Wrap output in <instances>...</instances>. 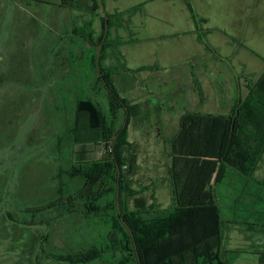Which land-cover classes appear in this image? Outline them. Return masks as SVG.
Here are the masks:
<instances>
[{
	"label": "rangeland",
	"instance_id": "374dc122",
	"mask_svg": "<svg viewBox=\"0 0 264 264\" xmlns=\"http://www.w3.org/2000/svg\"><path fill=\"white\" fill-rule=\"evenodd\" d=\"M130 2H147L143 9L147 27L141 28V34L145 36L150 32L157 36L156 42H151L149 46L152 45L159 51V58L158 69L148 72L150 76L139 74L134 88H130L131 84L127 81L117 85L122 96L145 98L150 103L147 119L132 120L128 124L122 117L121 123L124 122L127 127L128 140L135 145L138 156L139 169L132 176L135 182L133 188L147 189L146 194L151 202L167 209L172 201L168 166L173 159L170 156L171 146L166 141L171 140L178 132L179 115L188 112L229 114L238 102L249 99L251 87L264 74V61L259 60L255 65L257 75L252 78L253 83L246 98H240L234 103L225 99L230 107L224 110L219 105L218 110H210L214 112L208 111L213 107L211 104L198 103L199 97L203 99V103H207V94L199 91L201 86L197 83V78L193 77L191 82L189 72L203 59L212 58L208 56H212L210 53L213 51L206 44L216 47L219 54L230 53L235 44L233 45L229 36L237 37L242 44H245L247 38L251 43L247 46L255 45L253 48L264 56V37L256 35L254 27L247 28L250 16L253 24L264 26V0ZM54 3L55 0H0V264H36L38 259L43 263L57 264L56 258L62 252H58L56 248L61 251L74 249L79 244L81 235L84 239L92 234L89 230L90 220H87L83 208L78 210L79 213L76 211L75 215L68 216L62 212L64 217L58 224L55 223V206H49L59 196L60 168L72 166L69 167L67 159L72 154L71 149L75 147L73 136L69 134L75 123V100L83 97L100 102L105 101L106 97L105 87L99 84L101 89L98 91L93 86L98 74L91 69L89 60L85 58L87 56L83 57L90 52L89 45L86 42L80 43L82 41H77L76 49H73L75 76L71 79H85L86 85L55 91L56 88L52 85L55 80L52 76V71L55 72V11L50 12L55 9L51 6ZM100 4L102 6L101 1ZM127 4L129 5L124 3ZM32 8L34 11H41L37 17L43 23L42 42L37 40L28 45L31 60L24 63L25 69L36 71L37 74L39 72L40 83L33 85L32 82H23L13 75L14 70L7 68L13 63L4 59L11 52L8 51L9 40L11 30L18 24L17 17H28ZM200 17L206 21H201ZM102 30L101 21V30L96 36L99 37ZM78 33L81 34V31ZM199 37L205 41L204 44L197 41ZM239 48L238 46L237 50ZM132 53L131 48L130 54ZM239 55L243 58L248 53L240 48ZM222 60L230 69L225 59ZM107 62L104 64H108ZM227 79L224 76L217 80L220 87L228 88ZM236 96L238 97V93ZM76 150L73 160H96L100 163L101 170L109 155L105 145L78 146L75 147ZM70 162L72 163V157ZM256 166L254 173L249 176L238 168L229 166V173L221 178L224 174L223 171L220 172L219 160L204 159L191 184L189 195L183 200V206L214 205L219 208L225 219L221 248L224 251L229 248L228 236L231 231L243 237L264 228V153ZM74 181L82 183L77 178ZM64 182L68 190L74 184L66 177ZM101 183H104V179ZM69 191L67 194L72 192ZM152 192L156 200L151 197ZM129 207L133 208L131 201ZM41 208H44L43 211L37 212ZM81 209L84 211L81 212ZM45 221L51 225H46ZM205 221L207 224V218ZM238 221L259 226L251 228L250 232L236 224ZM32 222L35 224L32 225ZM184 231L175 229L177 234ZM257 234L260 236V244L258 242L256 246L262 247L264 236ZM241 248L243 249V244ZM258 249L264 251V247ZM187 251L185 255L179 256L178 264H195V248ZM227 251L228 256L236 260L230 261L231 264H251L256 249L251 244L243 250L237 247ZM159 254L160 250L158 257ZM38 256L40 258L37 259ZM183 259L190 260L182 262ZM148 261L153 262V258L148 257Z\"/></svg>",
	"mask_w": 264,
	"mask_h": 264
},
{
	"label": "trees",
	"instance_id": "16d2710c",
	"mask_svg": "<svg viewBox=\"0 0 264 264\" xmlns=\"http://www.w3.org/2000/svg\"><path fill=\"white\" fill-rule=\"evenodd\" d=\"M94 7L102 11L99 0H94ZM110 19L109 14L102 17L103 30L99 37L96 36L93 20L84 25L75 24V34L91 45L90 53H86L85 58L98 74L93 86L98 91L101 89L99 84L105 87L106 97L105 101L100 102L77 98L74 105L75 123L69 134L73 136L75 147L105 145L109 155L101 170L96 160H73L77 152L73 147L67 159L69 167L72 166L60 168L59 196L49 205L51 208L55 206V223L60 224L59 220L64 214L75 215L83 208L87 220H90L89 230L92 234L84 239L81 235L74 249L61 251L56 248L62 252L56 258V263L178 264L180 255L195 248V264H215V261L225 264L220 258L225 219L219 208L214 205L192 207L182 204L190 193L191 184L204 159L219 160L220 172L224 174L221 178L229 173V166L238 168L248 176L256 170L264 153V74L251 87L249 99L238 102L229 114L188 112L181 116L178 132L166 141L171 146L170 156L173 159L168 166L172 201L170 208L163 209L154 201L151 202L146 194L147 189L133 188L135 182L132 176L139 169L138 156L135 145L128 140L127 127L124 122L121 123L122 117L128 124L132 120H140L150 103L148 100L135 102L122 96L117 86L127 81L131 84L130 88H134L137 76L153 67H128L120 50L123 42H115L111 37ZM199 40L205 43L200 37ZM206 46L215 52L210 45ZM71 59L73 64L74 56ZM65 177L74 182L69 189L72 192L67 189ZM76 178L82 183L74 181ZM103 179L104 183H101ZM151 197L156 200L153 192ZM130 201L133 208L129 207ZM84 210L81 209V212ZM45 223L51 225L50 222ZM236 224L250 232L251 228L259 226L242 221ZM176 228L185 231L177 234ZM257 231L264 236V228ZM260 251V264H264V251ZM148 257L153 258V262H149ZM188 260L183 259L182 262ZM36 264L50 263L38 259Z\"/></svg>",
	"mask_w": 264,
	"mask_h": 264
},
{
	"label": "crops",
	"instance_id": "0c3cea01",
	"mask_svg": "<svg viewBox=\"0 0 264 264\" xmlns=\"http://www.w3.org/2000/svg\"><path fill=\"white\" fill-rule=\"evenodd\" d=\"M130 1L131 0H104L105 9L102 8V12L95 9L94 0H55V3L51 5L54 6L55 9L50 11L51 13L55 11V72L52 71V76L55 77L52 83L56 88L55 91H60L66 87L71 88L86 85L85 79L79 81L71 79V77L75 76V69L71 59L72 56H75L73 49H76L77 41H82L80 43L86 42L75 34V24L84 25L87 21L93 20V27L96 31V35H98L101 30L102 17L107 16L105 13L109 14L111 18L112 39L115 42L117 40L123 42L120 50L124 55L128 67L137 69L143 66H152V69L140 73L141 75L146 74L148 76H150L148 72H153L158 69L157 60L159 58V51L154 48V46H149L151 42H156L157 36L150 34V32L145 36L141 34V28L147 27V21L143 15V9L147 2L143 4H132ZM124 3H129V5H124ZM33 9L34 8H32L30 15L28 14V17L23 16L21 19L17 17L18 24L11 30L9 40L10 48L8 51L11 52L4 58L13 63L12 66L10 65L7 67L9 70H14L13 72L11 71L13 75L18 76L23 82H32V85L34 83H40L38 81L39 72L37 74L36 71L25 69L24 63L31 60V58H29L28 45L37 40H41L42 42L43 25L40 18L37 17V14H41V11L38 12ZM249 9H251V7H249ZM200 19L203 22L206 21L201 17ZM195 27H197V25H195ZM252 27L256 29V35L260 38L262 36L264 37V26L253 24L252 17L250 16L247 28L250 29ZM150 30H153V28ZM194 35H196L195 32ZM229 39L234 42L233 45L235 44L234 46L236 49L233 48L230 53L222 55L217 52L216 47H212L215 52L210 53L212 56H208L212 58L203 59L200 64L195 66L194 70L189 72L191 82L193 81V77L197 78V83L201 86L199 91L201 90L202 93L207 94V103H203L204 101L200 97L198 103L205 105L211 104L213 106L208 110L209 112H214L210 111L213 109L218 110L219 105H221V108L224 110L228 109L230 106L227 105L225 99H227L228 102L232 101L234 103L240 98H246L253 83L252 78H255L257 75L255 65H257L259 60L261 62L264 61V56L253 48L255 45L252 44L253 47L250 45L247 46V44H251L247 38L245 39V44H242L235 36H229ZM197 41L204 44L198 38ZM86 43L89 45V51L91 45L88 42ZM142 44L145 45L141 46ZM238 46L243 51H246L248 55H243L242 58L241 55H239L240 48L237 50ZM131 48L132 54H130ZM39 52L41 53V50ZM83 57H85V55H83ZM222 59H225L230 69H228V66V68L226 67ZM247 62H249V64ZM14 66L16 68H14ZM224 76L228 78L226 83L228 88L220 87V83L217 81L220 77ZM232 76L234 77L233 79ZM195 87L198 88L197 85H195ZM237 93L238 97L236 96ZM129 99L135 102L146 101L145 98L138 99L135 96ZM149 107L150 106L146 107L144 116L140 117L141 120L147 119L149 116ZM181 116L179 115V118H181ZM234 231L237 232V230ZM246 235L243 236L246 238H243L241 235L233 234L231 231L228 236L229 245H227V247L229 246V248L227 250L237 249V247L239 250H243L253 244L256 252L254 255L255 257L251 260V264H260L262 254L260 249H258L259 247L256 246L260 236L257 233L249 236ZM241 244H243V249L241 248ZM227 250L225 249L224 251L222 249L220 256L221 260L225 264H231L230 261L236 262L232 256H228ZM216 262L217 261H215V263Z\"/></svg>",
	"mask_w": 264,
	"mask_h": 264
},
{
	"label": "water",
	"instance_id": "95a60500",
	"mask_svg": "<svg viewBox=\"0 0 264 264\" xmlns=\"http://www.w3.org/2000/svg\"><path fill=\"white\" fill-rule=\"evenodd\" d=\"M101 1V3H102V8L103 9H105V5H104V2H103V0H100ZM106 15H107V13H105ZM108 30V24H107V26H106V31ZM106 34H107V32H106ZM105 34V35H106ZM101 47H102V43L100 44V47H99V51H98V67H99V56H100V51H101ZM119 135V134H118ZM118 135L116 136V138L118 137ZM118 208H120V206H119V204H118Z\"/></svg>",
	"mask_w": 264,
	"mask_h": 264
}]
</instances>
